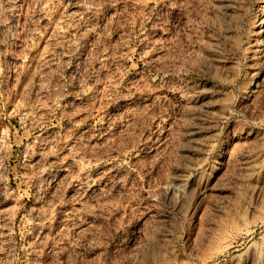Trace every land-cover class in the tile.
<instances>
[{
  "label": "rangeland",
  "instance_id": "rangeland-1",
  "mask_svg": "<svg viewBox=\"0 0 264 264\" xmlns=\"http://www.w3.org/2000/svg\"><path fill=\"white\" fill-rule=\"evenodd\" d=\"M256 42L264 0H0V264H264Z\"/></svg>",
  "mask_w": 264,
  "mask_h": 264
},
{
  "label": "bare ground",
  "instance_id": "bare-ground-1",
  "mask_svg": "<svg viewBox=\"0 0 264 264\" xmlns=\"http://www.w3.org/2000/svg\"><path fill=\"white\" fill-rule=\"evenodd\" d=\"M257 40V39H256ZM255 41V40H254ZM257 43V42H256ZM259 43V42H258ZM255 44V45H252V46H254L255 48L253 49V53H254V55L256 56H260V55H262V54H264V45L262 44V45H259V44ZM252 44V43H251ZM256 56V57H257ZM259 59H260V57H259ZM186 95H187V92H185V91H183L182 92V94H179V93H176V96L179 98V99H185L186 98ZM220 227V226H219ZM220 228H222V227H220ZM250 229V228H249ZM242 231V230H241ZM248 232H249V230H248ZM247 232V233H248Z\"/></svg>",
  "mask_w": 264,
  "mask_h": 264
}]
</instances>
